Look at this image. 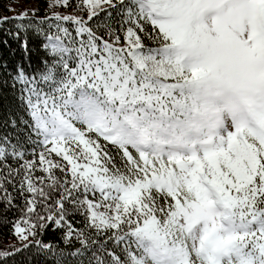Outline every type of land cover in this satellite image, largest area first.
<instances>
[{
    "label": "snow or ice",
    "instance_id": "6c2138e0",
    "mask_svg": "<svg viewBox=\"0 0 264 264\" xmlns=\"http://www.w3.org/2000/svg\"><path fill=\"white\" fill-rule=\"evenodd\" d=\"M44 3L0 14V264H264V0Z\"/></svg>",
    "mask_w": 264,
    "mask_h": 264
},
{
    "label": "trees",
    "instance_id": "16d2710c",
    "mask_svg": "<svg viewBox=\"0 0 264 264\" xmlns=\"http://www.w3.org/2000/svg\"><path fill=\"white\" fill-rule=\"evenodd\" d=\"M22 3H33L34 7H45L44 0H19ZM12 5L14 7L13 0H0V14L7 15V16H12L15 15L16 11H19V9L14 8V11H7L6 6L7 5ZM63 11V9H61ZM69 12L72 11V9H68ZM8 25H5L4 28H0V52H8L10 49H16L17 56L20 55L19 52V47H18V42L15 41L11 36H6L4 33V29H6ZM7 40V44L4 43V41ZM31 40H30V47H31ZM37 55H44V52L42 49L36 48L32 53V57H36ZM2 91V89H0ZM3 115V100L0 98V117ZM2 231V230H0Z\"/></svg>",
    "mask_w": 264,
    "mask_h": 264
},
{
    "label": "rangeland",
    "instance_id": "374dc122",
    "mask_svg": "<svg viewBox=\"0 0 264 264\" xmlns=\"http://www.w3.org/2000/svg\"><path fill=\"white\" fill-rule=\"evenodd\" d=\"M13 5H14V7L13 8H17V9H19V11L20 10H22V9H24V8H32V7H34V4L33 3H22V2H20L19 0H13Z\"/></svg>",
    "mask_w": 264,
    "mask_h": 264
}]
</instances>
